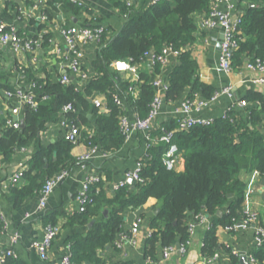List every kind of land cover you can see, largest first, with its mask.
Masks as SVG:
<instances>
[{
    "label": "trees",
    "instance_id": "obj_1",
    "mask_svg": "<svg viewBox=\"0 0 264 264\" xmlns=\"http://www.w3.org/2000/svg\"><path fill=\"white\" fill-rule=\"evenodd\" d=\"M74 11L80 9L70 0H59ZM124 17L119 32L104 26L97 43L93 63L94 75L83 88L70 81H49L35 76L30 67L20 66V72L35 83L37 97L48 94L35 109H28L23 118V127L15 129L5 126L0 129V156L8 163L15 152L25 147L30 140H37L48 122L58 113L64 115L68 124L80 127L77 144L88 148L96 147L106 154L116 153L124 144L125 137L120 128V117L124 108L113 100L116 92L124 98L139 118H144L153 99L152 77L138 72L137 78L124 77L115 70V60H131L138 64L147 54H164L169 48L177 52L178 64L167 76V102L193 98L196 94L208 99L214 92L213 85L203 82L198 75V62L192 46L197 40L198 14H207L211 0H161L150 4L132 0H108ZM11 4V0H6ZM244 14L236 34L238 47L232 55V69H239L245 61L264 59V0H238ZM90 20L100 16L90 11ZM19 36L21 30L17 29ZM49 35L44 36L43 45ZM34 48H37L34 44ZM155 75L161 73V65H151ZM81 82V78L77 77ZM135 87L136 92L129 90ZM94 94L102 96L104 109L88 100ZM247 106L231 109L226 118L216 117L210 125H195L187 130L176 129L175 121L154 129L155 143H150L142 158L144 163L140 177L132 188L125 186L106 189L109 179H102L89 186L91 202L78 211L64 217L60 227L83 226L92 221L86 233H76L67 239L71 264H104L98 251L114 245L118 236L126 232L123 228L124 213L128 208H137L149 198L157 200L158 213L150 223L151 246L170 244L192 239L188 227L199 215L214 216L224 208L217 221H213L205 232L198 235L201 258H209L220 250L218 228L234 232L233 226L244 216L245 188L242 175L256 171L264 177V93L252 92L243 98ZM70 105L71 109L63 108ZM79 108L90 110L96 119V128L87 129L88 119L78 113ZM1 127V126H0ZM172 132V140L180 150L184 169L181 172L167 169L162 163L166 144L157 138ZM76 144L63 139L50 146L39 145L23 171L20 185L9 188L16 204L33 196L53 174L68 170L77 159L72 155ZM110 194V195H109ZM109 195V196H108ZM104 210L107 214L104 215ZM45 224H59L50 214L44 217ZM2 223L0 220V229ZM264 226V225H263ZM152 259L154 256L148 252ZM253 257L264 262V244L258 246ZM233 263L237 257L231 254ZM4 264H24L14 257H6Z\"/></svg>",
    "mask_w": 264,
    "mask_h": 264
},
{
    "label": "crops",
    "instance_id": "obj_2",
    "mask_svg": "<svg viewBox=\"0 0 264 264\" xmlns=\"http://www.w3.org/2000/svg\"><path fill=\"white\" fill-rule=\"evenodd\" d=\"M7 4L6 0H0V16L13 21V25L21 30V34L27 40H36V59L32 60L30 54L21 47L20 51L14 53L8 45L0 43V129L6 126V119L9 117L10 107L15 103V97L10 96L9 91H13L17 86L25 87L30 81L21 74L20 66L30 67L35 76L46 78L49 81H58L60 76L67 72L65 61L56 50L60 48L66 51L63 39V30L69 26H93L102 24L109 27L117 33L123 26L124 17L120 14L108 0H77L81 2L75 11L70 7H65L59 0H11ZM140 2L150 3V0H141ZM238 4V9L244 12L243 5ZM94 11L100 16V20L91 21L89 12ZM205 14H198L197 40L192 46L193 54L198 62V75L200 79L213 85L215 90H221L224 87H231V97L221 95L218 101L209 110L203 111V116L219 117L226 110L232 101L243 99L252 92L264 93V81H260L263 75L258 71H251L244 66L239 69H232L230 73L219 71L218 60L220 52V40L222 31L220 29L207 30L203 26ZM49 35L47 44L44 43V36ZM97 44L94 42H85L81 44L80 69L86 75L84 81H77L75 76H71L72 82H77L80 88L88 82L94 75L93 63L96 58ZM167 63L161 67V77L165 81L170 71L178 64L177 56L169 53ZM136 72H146L152 79L155 77L150 59L145 58L136 64ZM124 77L136 76L122 73ZM163 103L160 113L156 116L153 128L157 129L167 124L168 121H174L178 115L176 112L180 107L181 100L176 102H167L165 93L162 92ZM102 96L94 94L91 98ZM89 99V98H88ZM93 103V101H91ZM95 105V104H94ZM27 108L22 107L19 116L24 118ZM125 114L132 120L135 113L131 107L124 101ZM78 113L85 115L89 120L87 128H96V119L92 117L91 111H85L79 108ZM90 114L91 118L87 115ZM94 119V122L92 121ZM64 115H58L45 126L40 137L36 140H30L26 146L15 152L8 163L1 162L0 156V175L5 176L15 168L24 164L37 151L39 145L50 146L56 142L65 139L67 127L62 123ZM150 130V132H152ZM264 132V131H263ZM1 133V132H0ZM156 136L151 135V140H147L144 132L136 131L132 133L125 141L122 147L114 154L103 156L98 150L91 155L88 160H81L83 154L90 152V149L83 144H76L72 148V155L77 162L70 170L69 176L57 184L43 211L37 209L38 193H34L16 204L13 200L10 190L0 192V206L2 207L9 232L18 231L20 238L15 246L18 260L24 264H59L61 258L67 251V239L76 233H86L92 221L83 226H67L62 228L57 237L53 240L48 252V259L42 260L30 245L31 242L40 239L43 235L44 217L47 214L55 217L61 225L64 217L80 209L75 198L81 188L82 182L87 174H92L102 179H109L106 182V189L109 193L113 187L121 181H127L126 173L134 169L138 161L144 155L147 145L155 143ZM184 160L181 152L178 155L175 170L183 171ZM254 177V183L248 195L251 207L259 213V223L264 225V177H260L256 171L243 174L242 178L246 183L245 195L250 180ZM135 184V182H134ZM133 185H128L132 188ZM110 195V194H109ZM108 195V196H109ZM157 207V200L149 198L144 204L137 208H128L124 213L123 228L126 232L131 230L135 220L140 217L143 222L139 225L134 244L123 242L121 248L115 245H108L98 251L99 256L104 260V264H154L147 263L146 257L150 254L156 260L161 252V245L151 246L148 241V231ZM224 211V208L220 210ZM222 215V214H221ZM221 215L209 216L204 214V220L201 224L195 225L197 237L205 232L213 221H217ZM254 225L246 229H236L229 232L227 228H218L219 245L218 258L213 264H238V256L246 255L249 259L254 255L258 246L254 241ZM222 233L228 236L224 239ZM6 233L0 232V250L4 247ZM231 254L237 257V262L233 263ZM150 257V256H149ZM184 257L173 255L166 264H182ZM251 262V261H250ZM252 264H264V262H251ZM200 264V262H199Z\"/></svg>",
    "mask_w": 264,
    "mask_h": 264
},
{
    "label": "built area",
    "instance_id": "obj_3",
    "mask_svg": "<svg viewBox=\"0 0 264 264\" xmlns=\"http://www.w3.org/2000/svg\"><path fill=\"white\" fill-rule=\"evenodd\" d=\"M74 4L80 6L81 2L77 0H70ZM132 1H141V0H132ZM161 0H150V4L159 3ZM238 0H211L209 11L203 18V26L207 29H220L222 31V38L220 40V52L218 60V70L224 73H230L232 71L231 61L234 50L238 47L236 34L239 30V24L241 23L243 12L238 9ZM104 32V25H93V26H69L63 30V39L66 46V51H62L60 48L56 50L57 54H60L62 60L65 61L67 72H64L59 81L62 84L69 83L70 77H80L82 81L85 80L86 75L80 69L81 61V44L85 42H94L98 43L100 36ZM36 40H27L23 36H19L17 33V27L13 24L6 23L0 16V43L2 45H8L14 53L20 51L23 47L31 56L32 60L36 59ZM169 49V48H168ZM170 50V49H169ZM151 53L150 64L153 65L156 62L160 63L163 67L167 61L168 56L166 54H157ZM170 53L177 56V52ZM112 66L115 70L132 74L137 78L136 64L131 63V60H115L112 63ZM243 66L251 71L260 72L263 77L260 81H264V59L254 58L253 60H247ZM152 86L154 88L153 99L150 103V109L147 115L144 118H139L134 115V118L131 120L125 113L120 117V128L125 137V140L134 132L140 131L144 132L146 139L151 140V132L156 116L160 113L163 96L162 92H166L168 88L167 82L162 79L161 75H155L152 79ZM35 83L29 81L25 87L17 86L13 91H9L10 96L15 97V103L10 107L9 117L6 119V126L13 127L15 129L20 128L19 121L14 119L15 116H19L20 110L22 107L28 109H35L40 101L47 100L49 98L48 94H42L37 97L34 92ZM135 87H129V90L136 92ZM221 95H226L231 97V87L227 86L221 90H215V92L208 98H201L199 95H195L193 98H186L181 100L180 107L177 109L178 115L175 117L176 129L187 130L192 128L195 125H210L216 117H207L203 116L202 113L205 110H209L215 105ZM114 103L124 108V98L116 92L113 93ZM95 106L101 107L104 109V104L99 98L92 99ZM247 106V102L244 99L232 101L226 110L220 115L221 118L227 117V112L231 109H242ZM71 106L66 105L63 110H70ZM63 125L67 127V132L65 134V139L77 144V136L80 132V127L73 124H68L65 120L62 121ZM88 129V128H87ZM157 140L161 143L166 144V150L162 156V163L167 169H175L176 162L180 150L178 149L176 143L172 140V132H167L161 134ZM149 144L147 145V147ZM24 148V147H23ZM22 149V148H21ZM90 152L83 154L80 159L88 160L91 155H94L98 149L96 147L89 148ZM19 151V150H18ZM102 153V152H101ZM103 156H106V153H102ZM31 158V157H30ZM30 158L19 167L15 168L11 173L2 176L0 175V192L9 190V188L18 186L23 181V171L28 165ZM144 163L142 159L137 162L134 169L126 173V178H132L133 181L141 182L142 178L140 177V171ZM70 172L68 170H61L52 176L48 177L41 189L38 191V205L37 209L43 211L48 203V199L54 189V187L65 180L69 176ZM99 177L92 174H87L82 182L81 188L77 192L75 201L79 207H83L86 203L91 202V198L88 197L87 191L89 186L97 182ZM254 177L250 180L247 187V193L245 195L244 203V216L233 226L234 230L236 229H246L251 225H254V241L257 246L264 244V226L259 223V213L254 210L248 199V195L253 186ZM126 181H121L116 184L113 188L120 189L125 187ZM0 220L2 223L0 232L6 233V240L4 247L0 250V264H4L6 257L18 258L15 251V246L19 241L20 235L18 231L9 232L7 230V222L0 206ZM204 220V215H199L196 217L195 221H192L189 224L188 230L193 235L195 231V225L201 224ZM143 222L142 218L138 217L133 225L131 230L128 232H123L118 236V239L114 242V245L118 248H121L123 242L127 241L134 244L135 233L139 225ZM61 227L60 224H44L43 235L40 239H36L31 242L30 247L37 252L40 259L43 261L48 259V252L52 245L53 240L60 233ZM151 236V230L148 231V237ZM191 239H188L183 242L176 244L166 245L161 248L159 257L156 260H153L151 257H146L147 263L154 264H166V262L173 255H179L180 257L186 256L188 246ZM218 258V253L214 254L209 258H201L200 264H213ZM250 261L255 263L256 260L253 256L249 257ZM59 264H71L69 246H67V251L65 255L61 258Z\"/></svg>",
    "mask_w": 264,
    "mask_h": 264
},
{
    "label": "water",
    "instance_id": "obj_4",
    "mask_svg": "<svg viewBox=\"0 0 264 264\" xmlns=\"http://www.w3.org/2000/svg\"><path fill=\"white\" fill-rule=\"evenodd\" d=\"M2 19L8 23V24H13V21L10 20V19H6L2 16ZM164 54L168 55L170 53V50L168 48L164 49ZM147 58H151V53H148ZM84 87V85H83ZM82 87V88H83ZM94 98V97H93ZM89 101H92V98H89L88 99ZM89 118H91L90 114L87 115ZM14 119L16 121H19L20 123V128L23 127V118L20 117V116H15ZM92 121L94 122V119H92ZM126 184L128 185H133L134 184V181L132 178H128L127 181H126ZM158 209L155 210L154 214H157L158 213ZM104 215L107 214V210H104ZM217 214L218 215H221L222 212L220 210L217 211ZM222 236L224 237V239L226 238V236H228L226 233H222ZM201 260V254H200V244H199V240H198V237L197 235L195 234L191 241H190V244L188 246V250H187V253H186V256L184 258V260L182 261V264H199ZM172 264V263H171ZM238 264H252L249 259L246 257V255L244 254H241L238 256Z\"/></svg>",
    "mask_w": 264,
    "mask_h": 264
}]
</instances>
